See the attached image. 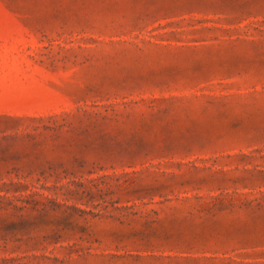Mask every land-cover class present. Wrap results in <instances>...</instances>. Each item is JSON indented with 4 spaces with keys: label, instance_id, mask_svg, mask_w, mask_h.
Returning <instances> with one entry per match:
<instances>
[{
    "label": "rangeland",
    "instance_id": "374dc122",
    "mask_svg": "<svg viewBox=\"0 0 264 264\" xmlns=\"http://www.w3.org/2000/svg\"><path fill=\"white\" fill-rule=\"evenodd\" d=\"M0 264H264V0H0Z\"/></svg>",
    "mask_w": 264,
    "mask_h": 264
}]
</instances>
